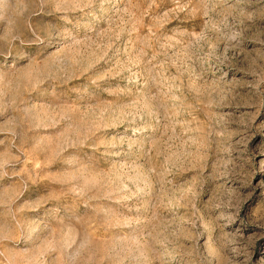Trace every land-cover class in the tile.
Returning <instances> with one entry per match:
<instances>
[{"label": "rangeland", "instance_id": "rangeland-1", "mask_svg": "<svg viewBox=\"0 0 264 264\" xmlns=\"http://www.w3.org/2000/svg\"><path fill=\"white\" fill-rule=\"evenodd\" d=\"M0 264H264V0H0Z\"/></svg>", "mask_w": 264, "mask_h": 264}]
</instances>
